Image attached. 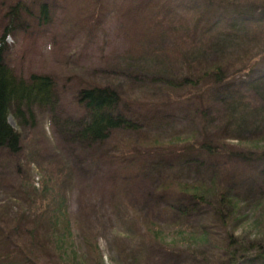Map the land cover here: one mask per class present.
<instances>
[{
    "label": "trees",
    "instance_id": "obj_1",
    "mask_svg": "<svg viewBox=\"0 0 264 264\" xmlns=\"http://www.w3.org/2000/svg\"><path fill=\"white\" fill-rule=\"evenodd\" d=\"M205 3L196 12L198 19L193 30L185 29L186 36L182 39L200 30L211 32L219 15H224L223 28L237 18L264 19V0H205ZM164 4L162 0H135L126 9L130 16L138 17L134 26H141L147 34L157 8ZM45 5V2L40 5L41 15L47 12ZM17 6L11 9L14 15ZM7 34L6 28L0 39V158L19 157L27 144L31 148V141L25 142L22 134L10 125L9 116L22 125L26 120L33 124L34 109L52 108L58 99L57 84L51 77L31 75L25 80L12 73L4 62ZM240 34L210 36L208 48L193 46L194 49L184 50L180 47L173 55L160 52L159 63L142 59L147 47L141 40H135L137 46L116 59L111 68L102 70L95 76L96 80L72 93L74 105L83 115L76 122L63 125V138L71 151L81 149L90 156L98 152L102 160H112L119 167L108 191L111 215L116 220L120 221L119 215L126 210L121 206V187L129 176L138 175L132 172L134 167L141 166L140 169L152 174L165 170L166 176L159 175L162 181L145 198L149 203L157 202L158 217L163 218L161 223L155 218L145 220L143 236L146 244L147 240L151 242V248L160 246L172 255L194 254L195 247L207 237L205 228L194 227V218L204 209L211 210L222 226L230 230L241 220L238 214L241 204L254 193V183L238 185L235 179L238 173L224 176L228 163L220 162L229 159L243 165L264 160V75L244 85L247 91L254 84L256 104L249 103L245 97H231L214 113L208 100L229 92L233 80L253 76L257 69L264 72V31ZM204 99L207 102H201L194 110L189 107L198 113L196 132L190 137H174L166 143L150 130L151 123L138 111L143 104L153 101L171 106L184 100ZM230 141H237V146L230 145ZM83 161L89 162L85 159L80 163ZM193 171L196 175L201 172L202 177L195 182L181 179ZM63 182L62 177L57 180L47 174L36 188L21 179L15 203L17 211L12 212L15 208L12 206H0V264H105L94 231L76 233L75 215L68 211L61 191ZM225 234L222 253L227 260L224 264L264 261V245L245 244L231 231ZM166 236H181V239L166 243ZM130 254L142 260L139 249Z\"/></svg>",
    "mask_w": 264,
    "mask_h": 264
},
{
    "label": "rangeland",
    "instance_id": "obj_2",
    "mask_svg": "<svg viewBox=\"0 0 264 264\" xmlns=\"http://www.w3.org/2000/svg\"><path fill=\"white\" fill-rule=\"evenodd\" d=\"M133 1L0 0V39L6 28L8 31L4 40L5 64L16 77L25 80L31 75L49 76L56 82L58 90L54 107L34 109V126L30 120L22 125L12 115L9 116L10 125L22 134L25 142L31 141V148H27L29 145L26 143L19 157L0 158V206H12L15 207L12 212L17 211L15 203L21 179L28 180L38 188L47 174L57 180L62 177L61 191L66 197L68 211L75 215L76 233L94 231L105 264H224L227 257L224 258L222 251L226 231H231L245 244L264 245V160L243 165L236 164V160L219 161L228 163L224 176L232 177L238 173L235 178L238 185H255H252L254 193L240 206L238 214L241 220L227 230L209 212L211 210L204 209L194 218V227L205 228L207 237L202 238V243L195 247L194 254L172 255L160 246L159 249L151 248V242L147 240L146 244L143 236L147 226L145 220L155 218L159 223L163 220L162 216L161 219L158 217L157 202L149 203L145 198H149L148 193L162 181L163 177L159 175H165V170L152 174L144 168L140 169L141 166L134 167L132 172L138 175L129 176L121 187V206L126 210L119 215L122 219L116 220L111 215L108 191L114 184L119 167L112 160H102L98 152L90 156L88 151L81 149L71 151L63 138V125L74 123L83 115L74 105L72 93L96 80L95 76L102 70L111 68L116 59L137 46L135 40H141L147 47L142 59H153L159 63L161 59L158 53L169 52L173 55L180 47L184 50L208 48L206 44L213 35L262 33L264 19L237 18L223 28L224 15H219L214 19L211 32L208 29L200 30L194 32V36L182 39L186 36L185 29L193 30L198 19L196 12L206 6L205 0H162L165 4L157 8L151 30L145 34L141 26H134V20L137 22L138 17L130 16L127 12L128 4ZM42 2L46 3L45 15L40 14ZM15 6L18 8L14 15L11 9ZM121 15L127 17L122 18ZM136 32L143 35L137 36ZM260 72L257 69L253 76L233 80L229 92L219 98L208 99L213 112L219 111L231 97H245L249 103L256 104L258 97L252 88L254 84L247 91L244 85L264 75V72ZM191 102L184 100L171 106H161V103L153 101L143 104L141 111H138L151 123L150 130L166 143L174 137H190L198 129L199 118L195 116L198 113L192 110L201 102L206 103L207 99ZM148 131L145 130V133ZM229 143L235 147L238 144L237 141ZM85 159L89 162L80 163ZM200 173L196 175L193 171L188 176L182 175L181 179L195 182L202 177ZM180 239L181 236H166L164 241L175 243ZM136 249L142 251L141 261L130 254ZM246 264H264V261Z\"/></svg>",
    "mask_w": 264,
    "mask_h": 264
}]
</instances>
